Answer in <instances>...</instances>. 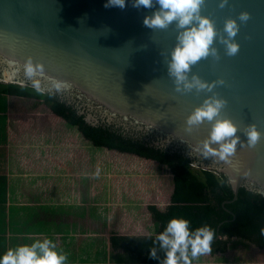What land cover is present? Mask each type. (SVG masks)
Instances as JSON below:
<instances>
[{
	"label": "water",
	"instance_id": "water-1",
	"mask_svg": "<svg viewBox=\"0 0 264 264\" xmlns=\"http://www.w3.org/2000/svg\"><path fill=\"white\" fill-rule=\"evenodd\" d=\"M106 2L0 0V83L38 84L79 103L88 122L141 131L197 158V166L228 178L235 193L230 202L242 188L264 196V0H201L198 13L215 34L209 53L191 63L179 83L169 62L183 29L175 20L163 28L143 24L159 10L158 0L149 7ZM229 20L232 36L225 30ZM225 41L237 45L235 53L228 54ZM213 99L224 103L212 120L188 125V116ZM225 119L236 132L211 140L215 122ZM249 126L259 133L252 144ZM233 138L232 152L222 153L220 144Z\"/></svg>",
	"mask_w": 264,
	"mask_h": 264
},
{
	"label": "crops",
	"instance_id": "crops-1",
	"mask_svg": "<svg viewBox=\"0 0 264 264\" xmlns=\"http://www.w3.org/2000/svg\"><path fill=\"white\" fill-rule=\"evenodd\" d=\"M64 121L43 100L0 91V253L48 238L67 256L65 264H142L124 249H114L111 236L156 234L148 205L163 208L137 196L103 198L100 185L96 192L97 186L88 184L86 191L85 151L82 167H71ZM156 172L164 182L163 169ZM238 240L226 253L202 255L209 258L206 264H264L263 250L237 245Z\"/></svg>",
	"mask_w": 264,
	"mask_h": 264
},
{
	"label": "trees",
	"instance_id": "trees-1",
	"mask_svg": "<svg viewBox=\"0 0 264 264\" xmlns=\"http://www.w3.org/2000/svg\"><path fill=\"white\" fill-rule=\"evenodd\" d=\"M37 86L0 83V91L7 95L43 100L56 115L78 127L96 147L135 155L166 167L158 170L163 169L171 176L173 189L170 202L163 209L155 204L148 205L156 234L164 230L172 217H183L189 221L190 230L204 224L214 229L211 254L226 253L235 239H239L237 245L255 246L264 251V234L261 233L264 228L263 195L242 188L239 199L230 202L234 200L235 193L228 178L197 166V158L185 155L180 150L162 147L141 131H127L102 119L98 123L88 122V112L82 113L79 103H72L52 91L43 92ZM156 234L136 237L113 233L110 241L114 249H124L142 264H158L157 259L149 257L152 247L156 248L159 259L164 256L159 241L153 244ZM206 261L209 258L200 256V264H206ZM192 264H195V260Z\"/></svg>",
	"mask_w": 264,
	"mask_h": 264
},
{
	"label": "clouds",
	"instance_id": "clouds-1",
	"mask_svg": "<svg viewBox=\"0 0 264 264\" xmlns=\"http://www.w3.org/2000/svg\"><path fill=\"white\" fill-rule=\"evenodd\" d=\"M134 7H149L151 0H132ZM160 8L151 16H145L143 24L148 27L163 28L173 20L177 27L183 29L178 33V44L172 51L169 62V72L176 77L177 83L185 79L184 73L191 63L209 53V45L214 37V29L208 18L200 16L198 8L201 0H158ZM125 0H107L105 7L119 6L123 8ZM247 18V13H241L240 19ZM188 26V27H185ZM225 30L229 36L236 31L234 21L226 22ZM228 54L237 50L233 42L225 41ZM215 51L214 49L212 50ZM198 87H204L193 78ZM186 88L191 87L185 84ZM223 101L205 100L201 107L196 108L187 118L188 125L198 124L202 119L212 120L223 105ZM236 127L229 120H217L211 131V140L221 141L232 137ZM246 135L250 144L254 143L259 133L249 126ZM235 138L230 142L220 144L222 153L232 152ZM207 148V145H205ZM212 151V149H208ZM99 169H97V174ZM189 221L183 217H172L164 230L155 235L153 244L159 241V247L164 251L163 259L157 257L156 248L149 249V257L157 259L158 264H192L197 257L208 253L214 236V229L204 224L193 230L189 229ZM264 234V228L261 229ZM67 256L58 251L54 242L48 238L35 240L31 244H20L7 248L0 253V264H65Z\"/></svg>",
	"mask_w": 264,
	"mask_h": 264
},
{
	"label": "rangeland",
	"instance_id": "rangeland-1",
	"mask_svg": "<svg viewBox=\"0 0 264 264\" xmlns=\"http://www.w3.org/2000/svg\"><path fill=\"white\" fill-rule=\"evenodd\" d=\"M65 127H67L68 131L64 130V134L70 133L69 136L67 134L65 135V138L68 140V142L65 141V143L66 145L68 144L70 148L69 163H71V167H74L76 163L78 164L77 167H82L81 155H83V151H85L83 159L85 158L86 162L83 170H85L84 181L86 188H88V184H93V187L97 186V192L98 185H100L99 194L103 198L110 197L114 199L113 196L116 194L123 197L126 195L137 196L143 200L147 198L148 201L153 203L156 201L160 203V207L162 208L170 202L173 189L171 176L167 171L164 172V182H162L161 176H163V174L160 175L156 172V168L166 167L160 166L156 162L150 160L141 159L135 155L96 147V145L84 137L78 127L72 126L66 122ZM98 161L100 162V168H96ZM93 164H95V169H93ZM97 169H100L98 174ZM137 169L142 173L138 172ZM117 183V193H115L114 187ZM88 190L90 191L91 189H86V191Z\"/></svg>",
	"mask_w": 264,
	"mask_h": 264
}]
</instances>
